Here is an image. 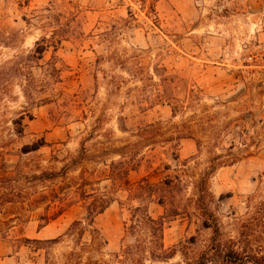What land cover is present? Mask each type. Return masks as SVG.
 I'll return each mask as SVG.
<instances>
[{"label": "rangeland", "instance_id": "374dc122", "mask_svg": "<svg viewBox=\"0 0 264 264\" xmlns=\"http://www.w3.org/2000/svg\"><path fill=\"white\" fill-rule=\"evenodd\" d=\"M119 162L130 183L183 184L174 256L141 263L208 250L202 178L222 243L246 226L264 255V0H0V264H120ZM89 194L113 199L92 224Z\"/></svg>", "mask_w": 264, "mask_h": 264}, {"label": "trees", "instance_id": "16d2710c", "mask_svg": "<svg viewBox=\"0 0 264 264\" xmlns=\"http://www.w3.org/2000/svg\"><path fill=\"white\" fill-rule=\"evenodd\" d=\"M43 47H37L36 53L41 55ZM120 167V168H119ZM168 167V166H165ZM128 171L123 169L122 162L112 163L110 167L111 180L118 187H124L127 193V212L130 225L125 223V234L134 239L133 246H126L122 251V258L117 256L120 264H143L141 258H149L155 261H167L174 256L173 251L166 250L163 244V231L166 222L181 215L180 205L174 202L171 195L175 190L181 191L182 180L179 177L164 179L159 183H150L147 179L130 183L127 180ZM174 180L176 182H174ZM197 196L195 207L202 218V227L212 232L211 244L206 252L194 262L186 264H214L217 256L222 257L225 264H264V255H260L250 247L252 231L244 226L239 232L237 240H229L222 243L221 231L214 214L209 210V204L213 198L208 188V179L202 178L197 183ZM91 202L86 206V220L92 224L96 216L103 213L107 206L113 202L105 194H89ZM133 203L137 205L134 206ZM156 203L164 208L161 216L153 217L149 213L148 206ZM121 208L124 203L118 202ZM81 225V222H74L73 228ZM230 245V249H229ZM237 245L246 246L247 252L237 250ZM226 248V250H224Z\"/></svg>", "mask_w": 264, "mask_h": 264}]
</instances>
